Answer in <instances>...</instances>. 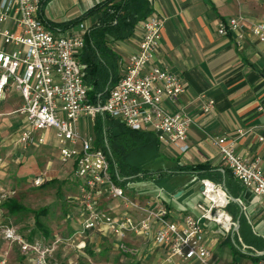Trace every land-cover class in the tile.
I'll use <instances>...</instances> for the list:
<instances>
[{
    "label": "built area",
    "instance_id": "1",
    "mask_svg": "<svg viewBox=\"0 0 264 264\" xmlns=\"http://www.w3.org/2000/svg\"><path fill=\"white\" fill-rule=\"evenodd\" d=\"M42 2L0 0V101L9 89L21 95L23 106L18 113L24 123L17 142L23 152L44 145L47 133L54 132L59 162L72 165L77 183L76 193L69 200L78 208L74 216L78 224L68 236L56 235L47 244L30 241L10 227L3 230L4 239L19 246L30 264H51L50 258L60 248L73 251L76 257L87 256L96 237L112 238L120 252L135 256L137 251L125 242L130 234L149 236L167 249L166 257L157 264H214L203 221L226 233L234 232L238 223L227 211L232 201L227 191L210 180L201 181V195L208 203L197 206L201 217L187 215L183 221H173L163 203L155 211L151 203L143 205L138 196L129 194V183L125 187L117 183L114 175H119L118 171L111 170L105 152L96 146L95 135L89 130L98 115H106L132 131L155 134L161 143L173 145L181 153L190 150L188 132L193 119L165 108L166 103H174L185 93L186 86L166 67L152 66L165 19L153 13L139 23L142 33L135 52L123 64L119 81L105 102L92 104L88 100L91 88L85 83V66L80 60L90 26L84 21L77 30L51 31L40 16ZM8 23L11 29L4 27ZM247 28L264 42V21L250 22L242 16L221 21L217 33L240 44ZM213 104L209 101L206 110H211ZM209 139L232 176L256 197L264 198V171L259 160L239 155L235 141ZM47 182L48 178L40 175L32 179V186L40 188ZM10 194L0 183V206ZM111 201L135 211L140 220L111 212L105 207ZM152 224L158 226L154 234ZM241 249L247 250L245 246ZM0 264H7L6 259Z\"/></svg>",
    "mask_w": 264,
    "mask_h": 264
},
{
    "label": "crops",
    "instance_id": "2",
    "mask_svg": "<svg viewBox=\"0 0 264 264\" xmlns=\"http://www.w3.org/2000/svg\"><path fill=\"white\" fill-rule=\"evenodd\" d=\"M105 0H50L41 11L42 19L46 23H63L72 21L95 5ZM153 11L165 19L162 38L156 51L153 67H166L172 74L179 76L186 91L174 103H166L169 112H179L190 116L193 124L188 132L190 150L187 153L173 146L161 143V151L172 160L171 164L178 162L180 166H195L209 164L211 168L225 174L229 171L223 163L218 149L213 145L210 137L223 138L236 142V152L252 160H259L264 171V42L255 37L249 28L240 44H236L231 37L218 35L217 27L221 21H226L238 16L250 22L264 21V0H152ZM100 14L86 20L91 26ZM47 25V24H46ZM3 25L0 22V27ZM12 28V24L4 25ZM48 27V25H47ZM51 31L57 30L48 27ZM78 26L71 30H77ZM69 31V30H68ZM67 33V31H64ZM142 30L137 27L135 35L124 42H113L111 47L120 56V70L123 64L136 50V40ZM15 93V98L9 95ZM11 101L15 111L23 106V100L18 91L9 89L5 99L0 103ZM209 101H213V108L206 110ZM24 117L19 113L15 115V127L21 129ZM92 128V127H91ZM240 132L243 135H240ZM18 135L4 143V154L0 157V181L4 173L5 164H14L18 175L27 174L31 179L46 173H37L35 168L24 166L29 150L23 152L18 146ZM42 147H51L56 151L59 164V149L53 131L47 133L46 143ZM175 148L177 152L171 153L168 148ZM62 165V164H61ZM65 166V165H62ZM49 168V167H48ZM72 177V169L66 173ZM202 179L198 176H178L173 179L177 185V193H169L157 183L154 196L135 190L138 183H129L127 188L131 196H138L143 205L150 204V208L157 210L159 203L170 211V219L183 221L187 215L201 217L202 212L198 205L207 206L201 195ZM150 183L149 181H144ZM143 183V182H140ZM240 184V183H239ZM241 185V184H240ZM127 186V185H126ZM225 189V183L219 185ZM236 198V204L241 209L248 226L252 232L264 239V198L256 197L251 191L244 188ZM77 187H75L76 193ZM226 190V189H225ZM232 199V198H231ZM116 215L129 214L140 220L141 216L135 211H127L117 201L108 202L105 206ZM206 231V242L211 251L210 261L214 264H254L249 258L240 255L234 257L233 250L228 244L234 235L239 243L241 253L248 251L257 253L242 242L238 231L226 233L220 227L203 221ZM215 225L221 233L207 230ZM71 228L77 227L71 222ZM153 234L158 226L152 224ZM72 230V229H71ZM110 242L114 248L134 264H157L167 255L164 246L157 245L149 236L128 235L125 242L136 250L135 256L125 255L117 248V243L112 238H94V244ZM229 246L230 253L225 252ZM246 251H242V247ZM24 257V255L22 254ZM25 258V257H24ZM26 259V258H25ZM27 261V260H26ZM195 264V263H192ZM264 264V261L259 262Z\"/></svg>",
    "mask_w": 264,
    "mask_h": 264
},
{
    "label": "trees",
    "instance_id": "3",
    "mask_svg": "<svg viewBox=\"0 0 264 264\" xmlns=\"http://www.w3.org/2000/svg\"><path fill=\"white\" fill-rule=\"evenodd\" d=\"M49 1L43 0L41 11ZM153 13L152 0H105L72 21L46 23L52 29L68 31L100 14L98 20L90 26L85 35V46L80 55V60L85 66V83L91 88L88 92L90 103L105 102L110 90L121 77V59L111 47V43L131 39L139 23ZM93 132L96 146L105 152L111 170L118 171L119 175H114V177L117 183L123 187L128 183L152 179L159 187L165 188L169 193L176 194L178 189L173 182L175 177L198 176L217 185L225 183V189L229 197L233 199L238 198L239 192L243 190L230 171L225 169V174H222L219 170L211 168L209 164L180 166L178 162H174L169 168L154 169L158 161L163 159V154L160 140L153 133L132 131L119 120L106 115L96 117ZM55 182L54 180L49 181L42 188ZM1 206L10 215L32 213L35 227L42 232L43 236L49 235V231L42 221L48 216V208L37 211L30 210L13 199L6 200ZM227 211L239 224L238 234L242 242L249 250L257 251V253H252V251L241 253L238 240L234 235L233 239L228 240L234 257L240 255L243 258H249L254 264L264 261V239L252 232L238 204L231 201Z\"/></svg>",
    "mask_w": 264,
    "mask_h": 264
},
{
    "label": "rangeland",
    "instance_id": "4",
    "mask_svg": "<svg viewBox=\"0 0 264 264\" xmlns=\"http://www.w3.org/2000/svg\"><path fill=\"white\" fill-rule=\"evenodd\" d=\"M14 99L15 93L9 95ZM15 106L11 101L0 103V157L4 154V143L15 137L21 129L15 127ZM95 125V123H94ZM94 125L90 131L94 134ZM171 153L177 152L175 148H168ZM163 154V153H162ZM172 160L163 154V159L159 160L154 169L169 168L172 166ZM24 166L29 169L34 168L37 173H46L48 182L56 181L54 184L45 188H36L32 186V179L27 174L18 175V169L14 164H5L4 173L1 175L0 183L10 190L9 199H13L23 207L37 211L42 208H48V216L42 219L49 231L47 237L42 235L34 224V215L32 213L10 215L2 206H0V261L6 259L7 264H30L22 256V252L16 244L4 239L3 230L7 227L16 228L17 231L30 241H39L47 244L59 235L66 237L71 233V222L75 223L74 216L78 208L73 204L69 197L75 194L77 186L74 175L69 177L67 171L71 169V164L62 166L57 162L56 151L51 147L34 146L30 148L27 160ZM49 167V168H48ZM144 181H149L146 183ZM137 182L135 190H143V193H150L154 196L156 190L155 183L151 180ZM143 182V183H140ZM78 223H76L77 225ZM209 231L221 233V230L215 225L207 228ZM229 246H226L225 252L230 253ZM51 264H134L131 259H127L119 253L110 242L99 243L98 247L91 244L88 248L87 256L76 257L73 251L60 248L53 257L50 258ZM151 264V263H147Z\"/></svg>",
    "mask_w": 264,
    "mask_h": 264
},
{
    "label": "water",
    "instance_id": "5",
    "mask_svg": "<svg viewBox=\"0 0 264 264\" xmlns=\"http://www.w3.org/2000/svg\"><path fill=\"white\" fill-rule=\"evenodd\" d=\"M232 201L236 202V200H235V199H233V198H232ZM238 229H239V224H238L237 228H235V229H234V232H237V231H238Z\"/></svg>",
    "mask_w": 264,
    "mask_h": 264
},
{
    "label": "bare ground",
    "instance_id": "6",
    "mask_svg": "<svg viewBox=\"0 0 264 264\" xmlns=\"http://www.w3.org/2000/svg\"><path fill=\"white\" fill-rule=\"evenodd\" d=\"M213 197H217L216 195H213ZM222 199V198H221Z\"/></svg>",
    "mask_w": 264,
    "mask_h": 264
}]
</instances>
